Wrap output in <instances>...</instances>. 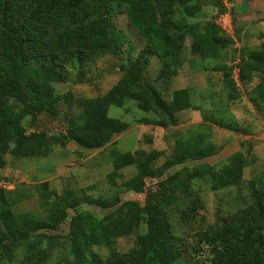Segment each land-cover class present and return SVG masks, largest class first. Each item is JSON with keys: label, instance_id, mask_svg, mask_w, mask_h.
<instances>
[{"label": "rangeland", "instance_id": "obj_1", "mask_svg": "<svg viewBox=\"0 0 264 264\" xmlns=\"http://www.w3.org/2000/svg\"><path fill=\"white\" fill-rule=\"evenodd\" d=\"M6 1L13 4L17 25L23 27L26 51L28 47L24 63L28 82L30 74L31 88L35 94L31 101L20 96L17 79L12 77L9 64L0 51V123L6 121L20 125L27 135L45 132L51 137L61 136L68 126L66 117L78 115L89 100L104 97L121 80L124 75L122 65H130L148 47L143 32L152 26H161L165 30L172 28L174 35L182 40V66L186 64L194 70L200 68L201 64L187 57H199L196 47L208 43L212 38L227 39L229 43L224 49L221 63L223 68L231 69L235 84L242 80L241 71L236 79L234 69H241L240 65L243 66L250 50L262 48L259 41L248 40L252 36L248 35L244 40L245 34L239 26L234 27L233 32H227L219 25L220 15L228 11L226 0H180L176 4L166 0H119L109 17L108 35L103 39L92 30L97 19V14L92 10V0L75 7L70 6L69 0H54L53 10H48L47 4L49 6L51 2L47 0H0L2 3ZM33 29H38L42 35H37ZM2 34L3 30L0 29V39ZM210 64L219 65L217 62ZM161 67L158 58H150L146 76L151 83L157 79ZM176 81L183 86L181 77ZM3 84L9 86L3 87ZM187 84L193 101L192 116L189 118L191 123L202 118L231 123L235 112L242 113L243 119L249 123L259 114L264 117V111L252 106L253 91L250 89L238 87L237 94L231 96L233 99H229V103L220 97L219 106L213 105L215 110H209L207 98L202 97L199 89L200 80L192 78ZM48 90L52 93V97H49L51 101L55 100L54 97H63L55 102L58 112L53 114L41 107V99L45 98L43 95ZM122 93L131 92L123 89ZM125 107V112L115 106L109 108L110 117L130 125L123 137L116 136L114 148L120 153L130 154L140 149L150 152L161 148L159 141L154 146L153 142L146 140L148 132L140 131V104L128 100ZM193 127L194 136L199 135L197 132L203 134L197 125ZM218 132L216 130L215 135L224 136ZM210 134L207 132L206 136L212 139V129ZM221 138L222 144L228 139ZM249 139L242 142L249 166L244 170V182L239 187L214 192L202 173L191 182L185 181L179 185L172 184V181L168 183V188L173 192L171 202H174L166 208L177 251L174 264H238L228 257L237 259L243 257L242 254H249L248 241L256 239L259 234L263 235L262 241L255 243L252 253L258 251L264 264V220L259 221L258 214H253L255 209L247 211L245 216L240 211L253 207L255 197L252 187L261 191L264 182V140ZM17 140L16 136H12L0 142V181L9 182L14 187L9 192L12 193L10 202L16 214H28L45 223L56 224V210L52 204L66 189L74 190L79 195L102 198L108 203L117 201V204L103 209L83 203L76 209H69L65 220L53 229L41 230L32 237L27 247L19 246L9 257L0 254V264H70L69 235L73 217L90 211L99 218L110 214L122 218L124 210L120 207L123 203L135 201L142 206L145 204L148 190L135 193L127 185V181L138 174V169L125 166L115 171V164L109 158V151H112L109 147L98 151H79L73 142L64 148L50 145L38 148L25 143L21 154L16 155L12 150ZM160 151H164V155L159 160L154 157L149 159L150 163L153 160L155 170L167 161L173 147L168 146ZM127 160L123 159L119 165H124ZM227 161L224 160L222 166ZM194 166L190 164L185 167ZM178 169L174 167L171 173ZM111 172L114 174L109 179ZM253 180L258 181L251 183ZM159 183L147 177L146 189L156 190ZM226 225H232L233 230L224 232ZM139 232H146L145 223H142ZM110 235L112 238L109 242L92 244L88 248L93 264H158L140 255L135 234L123 236L116 229Z\"/></svg>", "mask_w": 264, "mask_h": 264}, {"label": "trees", "instance_id": "obj_2", "mask_svg": "<svg viewBox=\"0 0 264 264\" xmlns=\"http://www.w3.org/2000/svg\"><path fill=\"white\" fill-rule=\"evenodd\" d=\"M54 0L47 7L53 10ZM87 0H69L70 6L75 7ZM92 10L97 14L92 30L100 36V39L106 38L108 35L109 17L113 12L115 4L119 0H92ZM170 4H176L180 0H166ZM17 13L13 9L10 1L0 2V29L3 30L0 39V51L4 59L9 64V69L13 78L17 79V88L22 98L33 100L34 91L31 88V77L26 69L24 58L27 54L26 43L23 37V27L17 25ZM39 25V24H38ZM42 29V27L39 25ZM219 30V29H218ZM37 35L41 34L38 29H33ZM148 47L133 60L130 65H122L121 70L124 75L121 80L106 94L104 97L89 100L82 112L75 117H66L68 126L61 136L51 137L45 132H32L26 134L25 129L16 124L4 121L0 123V142L5 141L12 136L18 138L13 154H21L22 147L25 143H31L38 148L44 146H60L65 147L69 142H75L77 145L86 149H100L111 144L116 134L122 133L128 128V123L117 118L109 116V108L112 106L125 108L128 100L136 101L140 104V110L146 112H154L160 118V123L164 126L167 120L176 123V113L192 107L190 98L186 90L175 91L173 99L166 101L165 91L157 88V83L162 88L167 89L180 71L182 66V46L181 38L176 37L172 32V28L165 30L161 26H152L145 30ZM36 36V35H35ZM29 42V39H26ZM40 43L39 41H37ZM229 42L223 37L210 40L204 45L196 47L197 54L201 59H214L220 61L219 68L224 71V82L229 92V99L232 100L238 92V88L231 78V69L223 68L224 49ZM104 45V43H102ZM107 47V45H106ZM108 50H104L106 52ZM156 57L161 62L160 73L154 83H151L146 76L148 71L150 58ZM240 65V77L242 81L252 82L254 78H259L257 85L253 90L252 103L259 111V103H264V46L258 50H250ZM9 86L3 84V87ZM128 90L129 94L122 93V90ZM135 94V95H133ZM41 99V107L48 113L58 112L55 102L63 97H54L55 100H49L52 93L49 90ZM220 127L230 131H240L237 123L224 124L217 123ZM199 129L203 130V134L193 135L192 128L188 129L185 135L178 140L173 156L168 159L161 167L156 168L153 160L150 158H158V153H144L140 150L135 154L120 153L114 148L116 145L112 143L110 149V160L115 164V171L121 170L125 166H135L138 174L127 181L129 188L135 193H144L148 190L145 204L135 201L125 202L121 205L124 210L123 217H117L116 214H110L103 218H99L90 211L78 213L71 221L70 243L72 261L70 264H93L90 262L88 248L91 245L107 243L111 240L112 230H119L121 235H136V245L139 253L143 258L149 257L158 264H174L177 260V251L174 248V236L171 226L167 220L166 208L171 202L173 192L168 188V183L179 185L181 182L194 181L201 173L204 175L205 182L208 183L210 190L217 192L231 187H239L244 182L243 173L249 163L246 160L244 152L232 155L226 164L221 167L201 165L191 168H183L173 175L160 181L156 190L146 189V178L162 177L169 169L174 166L182 165L190 161L204 159L213 155L216 148L206 133H211L212 127L209 125H199ZM204 130L207 131L204 133ZM211 136V134H210ZM115 156V157H114ZM113 157V159H112ZM123 159H128L124 165H119ZM155 161V160H154ZM114 173L108 175L109 179ZM210 178V179H209ZM258 180L250 181L255 183ZM171 186V185H170ZM255 188V187H254ZM255 201L253 207L243 208L242 216L247 215V211L255 209L253 214H258V220H264V182L261 191L254 190ZM153 189V188H152ZM11 194L9 190L0 188V254L2 257H9L19 246L29 245L33 236L44 229H53L61 221L67 218L69 209H76L83 203L100 207L111 208L117 201L108 203L102 198H94L87 194L79 195L74 190L66 189L57 201L52 204L56 210L54 222L51 225L41 220H37L28 214H16L12 209ZM177 201V197H175ZM194 204V203H193ZM251 207V208H250ZM142 223L146 225V232L140 233ZM232 225H226L224 232L232 231ZM223 232V234H224ZM262 234L256 239L248 241L249 254H242L243 257H228L238 264H263L259 252L253 254L255 243L262 241ZM36 248V247H35Z\"/></svg>", "mask_w": 264, "mask_h": 264}, {"label": "crops", "instance_id": "obj_3", "mask_svg": "<svg viewBox=\"0 0 264 264\" xmlns=\"http://www.w3.org/2000/svg\"><path fill=\"white\" fill-rule=\"evenodd\" d=\"M230 7H231V13L233 17L234 27L239 26L240 28L243 29V33L245 34L244 40L245 39L247 40L248 35H249V36H252V38H248V40L249 39H251V41L257 40L259 41L260 45H264V19L262 18V15H264V0H231ZM194 57L195 56H192V57L188 56L187 59L188 60L193 59L195 62L201 64L200 68H196L194 70L193 68H191L190 66L186 64L183 65L179 71V74L175 78H173L171 85L167 87V89L162 88V85L157 83L158 85L157 88H159L160 90H166L164 92L165 93L164 97L166 98V101L168 102H170L173 99V94L175 91L186 90L188 92L192 107L183 109L179 111L178 113H176V116H175L176 123L175 124H173L172 121L167 120V122H165V125L163 126L160 123L161 121H160L159 116H157L154 112L152 111L146 112V111L140 110V112L142 113L140 114V131L148 132L149 135L146 140H148L149 142H153L154 146H156V143L158 141L161 143V148L157 150H152L148 152L145 149H140V151L144 153H158L159 154L158 160L164 155L163 153L164 151H160V150H164L166 147L172 146L173 151H172V154L168 158L170 159L174 154L176 144L178 140H180V137L185 135L186 131L192 128L194 124L197 126L209 125L212 127L214 134L211 140L214 143L216 152L213 155L208 156L204 159L190 161L182 165L174 166L176 168L179 167V169L181 168L180 170H182V168H186L185 166H188L190 164H195L194 167L201 166V165H210V166L220 167L222 166V163L224 160L229 159L232 155L236 153L244 152L242 142L246 140H250L249 138L264 140V117L261 116L260 114L258 115V118H254L253 121L250 119L251 121L250 123L243 119L244 115L242 116V113L235 112L234 114H232V115H235V118L231 123H237L239 125L240 131L238 132L230 131L225 128H222L217 124L218 122H212L204 118H202L201 120H198L195 123H191L189 121V118L192 116V110H193L192 102L193 101H192V96H191L192 92L190 91V87L188 86L187 83L192 78H197L200 80L199 89L202 94V97L205 96L207 98V105H208L207 109L215 110L213 105L219 106L220 97H222L223 100H225V103H227V101L229 103V92L224 82V76H225L224 71L219 68V65L216 66V64L215 65L210 64L211 62H217L218 64L220 61L214 60V59L204 60L199 57L197 58V56L195 58ZM203 62H206L205 65L203 64ZM237 68L239 69V67H236L234 69V73H236V71L238 70ZM239 71L240 69L238 70V72ZM178 77H181V79L184 80V82L181 83V85L183 84V86L178 85L176 81ZM258 80L259 78H254L252 82L242 81L240 82L241 85L240 83L237 82L236 86L237 88L241 86L242 88H247V89H250V91H253L255 86L258 83ZM202 101H203V98H201V103ZM251 104L254 108H256V106L254 105V103H252V101H251ZM218 106L217 108L219 109L220 107ZM259 106H260L259 108L264 109V103H260ZM120 109H123L125 112L126 107L120 108ZM225 124H230V123H225ZM129 127L130 125L128 124V128ZM128 128L122 133L116 134L113 137L111 144L105 147L110 148L112 143H116V140H115L116 136L121 135L119 138L123 137L125 133L128 131ZM216 130H218L220 134L224 136L217 135V134L215 135ZM221 137H224V138L227 137L228 139L227 141H225V143L222 144L221 141H223V138ZM140 140H141V137H140ZM73 143L76 145L79 151H93V150L98 151V150H102L103 148H105V147H102L100 149H86V148H83L77 145L75 142ZM109 154H110V151H109ZM174 167H172L171 169H174ZM171 169H169L168 170L169 172L167 171L162 177L160 178L155 177L152 179L156 180L157 182L165 179L168 174H172ZM179 169L175 171V173L180 171Z\"/></svg>", "mask_w": 264, "mask_h": 264}, {"label": "built area", "instance_id": "obj_4", "mask_svg": "<svg viewBox=\"0 0 264 264\" xmlns=\"http://www.w3.org/2000/svg\"><path fill=\"white\" fill-rule=\"evenodd\" d=\"M226 7L228 11L222 15H220L218 19L219 25L227 32H233L234 30V23H233V17L231 13V7H230V2H227L226 0ZM238 70L236 71L235 78L238 79ZM0 188L6 189V190H11L14 187L12 186L11 183L5 182V181H0Z\"/></svg>", "mask_w": 264, "mask_h": 264}]
</instances>
